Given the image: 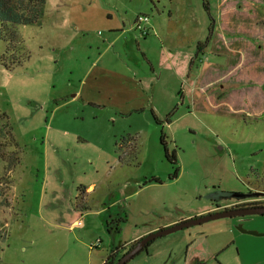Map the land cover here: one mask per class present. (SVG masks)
I'll use <instances>...</instances> for the list:
<instances>
[{
    "label": "rangeland",
    "instance_id": "obj_1",
    "mask_svg": "<svg viewBox=\"0 0 264 264\" xmlns=\"http://www.w3.org/2000/svg\"><path fill=\"white\" fill-rule=\"evenodd\" d=\"M220 1L44 0L33 23L0 24V264H102L119 245L117 261L135 242L123 241L206 214L213 196L264 190V0ZM139 14L154 24L146 36L131 29ZM188 20L172 52L162 32ZM109 192L120 199L96 213ZM126 264H264V215L180 229Z\"/></svg>",
    "mask_w": 264,
    "mask_h": 264
},
{
    "label": "crops",
    "instance_id": "obj_2",
    "mask_svg": "<svg viewBox=\"0 0 264 264\" xmlns=\"http://www.w3.org/2000/svg\"><path fill=\"white\" fill-rule=\"evenodd\" d=\"M255 1V0H254ZM226 3H228V0H221L220 1V7H222V6H224ZM259 5H261V3L259 4L258 2L256 3L255 2V4H252V6L254 7L253 9H255V10H260V6ZM226 10H229L228 11V13H226V15H225V24L227 25V28L226 29H229V30H227L224 34H222V37H223V39H217V41H216V44H219L225 51L227 50L228 51V47L231 45L230 43H229V39L228 38H225L224 37V35H226V33H228V32H230V30L231 29H233V31H234V28H236V27H234V22H233V18H232V16H233V8L232 7H228ZM242 16V15H241ZM106 17H108V18H113V15L111 14V13H109V12H106ZM150 17V16H149ZM171 17H172V15L170 16V18H169V20H172L171 19ZM251 17V13L250 12H248L247 13V16H245V19H242V20H244V24H240L239 22H238V24H237V30H240V32L241 33H245L244 31L246 30V27H249V26H251V22H255V19H253V17H252V19H249V21H248V18H250ZM257 17V16H256ZM233 22V23H232ZM134 24H133V26H131V29H133L134 31H139V29H137L136 28V26H135V21L133 22ZM194 22L193 21H187V22H185V23H182V24H178L177 25V27H176V30L177 31H174L173 30V32L171 33L170 32V30L169 29H167V32H166V30H164V32H162V36H163V40H164V43L163 44H166V46L168 47V49L169 50H171L172 52L174 51H180V50H182V48L185 46V44H184V42H185V40H186V38H188L189 36H190V34H188L187 33V28H192V27H194V24H193ZM150 28H151V32L152 31H154L155 29H154V24H152V23H150V25H148ZM230 26H232V27H230ZM231 28V29H230ZM129 28L128 27H126V25H125V23H124V21H122V26L121 27H119V26H115V27H112V26H110V31H112V32H117L118 34H123L124 32H126L127 30H128ZM174 29V28H173ZM236 30V29H235ZM233 31H231V33L233 32ZM140 32V31H139ZM156 32V31H155ZM154 32V33H155ZM190 33H192L191 32V30L189 31ZM166 47V48H167ZM137 48H138V45H137ZM222 49V50H223ZM223 50V51H224ZM107 51V50H106ZM223 55V54H222ZM142 56L143 57H145V61H148V58H147V56H145V54L142 52ZM227 58L228 57H226L225 58V63L227 62ZM230 60V59H229ZM151 62V61H150ZM150 62H147L148 63V65H149V67H150V69L152 70V68H151V64H150ZM92 65H94V63L92 64ZM91 65V66H92ZM91 66H89V69L91 70ZM93 67V66H92ZM126 68L127 69H132V68H130V67H127L126 66ZM135 72V71H134ZM176 73V72H175ZM160 78H161V74H160V76L158 77V80H157V83H160ZM177 79V78H176ZM220 78H218V79H216L215 80V83H220ZM155 85L156 84H152L151 85V90H154V88H155ZM143 90H145L144 88H143ZM176 93H177V95H179V96H181L182 97V92H180V91H177L176 90ZM74 96H76V95H73V98H76V97H74ZM100 106H102V107H104L105 105H102V104H99ZM118 111V114L119 115H125L124 114V112H127L128 110H130V111H133L134 110V112H137V111H139V108H137V107H129L128 109H126V111H122L121 109H117ZM145 110V109H144ZM95 186H94V183H90V184H88L86 187H85V190L86 191H93ZM258 190V192H262L263 194H264V190H260V189H257ZM115 192V191H114ZM109 194L110 195H108V196H106L105 198H103V200H102V202H101V204H102V210H100V211H96V213L97 212H100V213H102L104 210H105V208H106V206L104 207V204H106V199L107 198H109L110 200H112L111 201V206L112 205H114L119 199H120V197L119 196H121L123 193L121 192V191H119V193L118 194H120L119 196L118 195H116V193H114V195H113V193L112 192H109ZM262 194V195H263ZM119 197V198H118ZM118 198V199H117ZM117 199V200H116ZM87 209H89V207L87 208ZM86 209V210H87ZM106 210H108V208L106 209ZM214 210V208L213 207H211V206H209V207H207V208H205L204 210H202L200 213H204V212H212ZM89 212V211H88ZM87 214V213H86ZM88 215V214H87ZM87 215H85L86 217H89V216H87ZM187 217H189V216H186V217H180V218H174V219H170V220H168V221H166V222H164L163 224H161V225H158V226H154V227H150V228H148V229H146V230H144V231H141V232H139V233H137L136 235H134L133 237H130L129 239H127V240H125V241H123L124 243H130V242H133V241H136L137 239H139L140 237H142V236H144L145 234H147V233H149V232H151V231H154V230H156V229H158V228H163V227H165V226H169V225H172V224H174V223H176V222H178V221H180L181 219H184V218H187ZM113 219V218H112ZM77 221H79V220H77V219H74L73 221H72V223H71V225H75L76 224V222ZM84 226V225H83ZM109 233V232H108ZM99 242H101V240L99 239L98 240ZM116 246H119V245H112L111 247H110V251H109V253H108V256L109 255H111L112 253H113V247H116ZM116 249L114 248V251H115ZM107 256V257H108ZM104 262V260L102 261V263Z\"/></svg>",
    "mask_w": 264,
    "mask_h": 264
},
{
    "label": "water",
    "instance_id": "obj_3",
    "mask_svg": "<svg viewBox=\"0 0 264 264\" xmlns=\"http://www.w3.org/2000/svg\"><path fill=\"white\" fill-rule=\"evenodd\" d=\"M262 194H263L262 192L249 193V194L228 193V194L219 195V197L221 198L232 197V198L241 199L244 197H254ZM252 215H264V205H251V206H245V207H239L233 209H223L221 211L208 212L206 214L194 216L184 221L176 222L172 225L163 228H158L137 239L134 242V244L125 253H123L114 264H126L140 251L144 250L151 241H154L159 237L173 233L180 229L187 228L196 224H201L203 222L218 218H224V217L230 218L234 216L244 217V216H252ZM244 232L258 234L257 232H253V231H244Z\"/></svg>",
    "mask_w": 264,
    "mask_h": 264
},
{
    "label": "trees",
    "instance_id": "obj_4",
    "mask_svg": "<svg viewBox=\"0 0 264 264\" xmlns=\"http://www.w3.org/2000/svg\"><path fill=\"white\" fill-rule=\"evenodd\" d=\"M29 1L32 2V5L30 7H27V9H25V8H22L21 6L17 5V1L0 0V24H2L1 26L7 27V25H9L11 27L10 32L12 33L14 30V29L12 30V28H14L15 25L29 24V23H33L34 21H36L39 18V16L42 15L44 0H29ZM19 2H22V1L20 0ZM160 140H161V143L164 147L166 158L171 163H175V161H176L175 156L173 154L169 155L167 148L164 145L165 141H164L163 135L161 136ZM172 177L173 178L177 177V169L174 171V174L172 175ZM152 180L158 181L157 178H153ZM121 221H122L121 219L114 218L112 220L111 225H108V227H107L108 231L112 232L113 234L118 232L119 231V223ZM133 244L134 243L129 244V247L132 246ZM115 256H116L115 254L109 255L104 260V262L102 264H114L116 262Z\"/></svg>",
    "mask_w": 264,
    "mask_h": 264
},
{
    "label": "flooded vegetation",
    "instance_id": "obj_5",
    "mask_svg": "<svg viewBox=\"0 0 264 264\" xmlns=\"http://www.w3.org/2000/svg\"><path fill=\"white\" fill-rule=\"evenodd\" d=\"M262 195H258V196H254V197H244V198H241V199H237V198H221L219 196H213V198H210V203H211V207L214 208V211H221L223 209H233V208H239V207H245V206H251V205H264L263 202H251V203H237V204H233L232 206H230L232 203H235V202H230V203H226L225 200H236L237 201H244V200H247V199H258V198H261ZM255 201H258V200H255ZM208 213V212H207ZM203 215V214H202ZM234 217H237V216H234ZM246 216L244 217H238V218H245ZM192 218V217H190ZM189 217L187 218H184V219H181L180 221H184V220H187V219H190ZM179 222V221H178ZM152 242V241H151Z\"/></svg>",
    "mask_w": 264,
    "mask_h": 264
},
{
    "label": "built area",
    "instance_id": "obj_6",
    "mask_svg": "<svg viewBox=\"0 0 264 264\" xmlns=\"http://www.w3.org/2000/svg\"><path fill=\"white\" fill-rule=\"evenodd\" d=\"M149 21H150V17L147 14H139L135 19L136 28L139 29L140 33L144 36L150 34L151 32V28L148 26ZM80 223L82 222L80 221L76 222V224H80Z\"/></svg>",
    "mask_w": 264,
    "mask_h": 264
}]
</instances>
